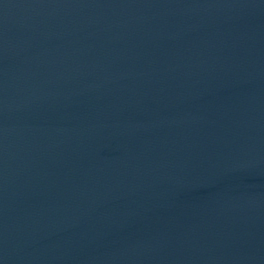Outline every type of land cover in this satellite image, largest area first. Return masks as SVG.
<instances>
[{
	"label": "water",
	"instance_id": "95a60500",
	"mask_svg": "<svg viewBox=\"0 0 264 264\" xmlns=\"http://www.w3.org/2000/svg\"><path fill=\"white\" fill-rule=\"evenodd\" d=\"M0 264H264V0H0Z\"/></svg>",
	"mask_w": 264,
	"mask_h": 264
}]
</instances>
